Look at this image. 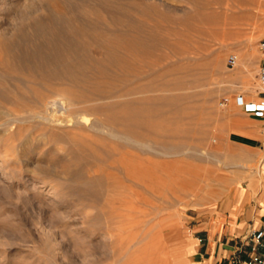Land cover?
<instances>
[{"label": "rangeland", "instance_id": "rangeland-1", "mask_svg": "<svg viewBox=\"0 0 264 264\" xmlns=\"http://www.w3.org/2000/svg\"><path fill=\"white\" fill-rule=\"evenodd\" d=\"M139 1L148 12L137 16L144 31L132 36L157 46L129 53L132 93L111 103L158 106L159 117L133 121L162 126L158 138L173 149L122 144L92 114L87 122L99 129L75 124L64 144L38 131L39 146H19L25 130L19 139L15 125L5 131L0 125V264H184L197 222L246 209L259 218L264 119L245 112L243 103L257 100L264 0ZM28 7L39 8V0H0V32L12 30ZM198 12L202 20L194 18ZM230 54L234 67L227 66ZM167 70L166 79L191 83L163 87L157 75ZM171 110L179 113L175 119Z\"/></svg>", "mask_w": 264, "mask_h": 264}, {"label": "bare ground", "instance_id": "bare-ground-1", "mask_svg": "<svg viewBox=\"0 0 264 264\" xmlns=\"http://www.w3.org/2000/svg\"><path fill=\"white\" fill-rule=\"evenodd\" d=\"M204 1L218 4V0ZM147 6L139 0H39V8L22 11L12 30L0 32V103L12 106L0 109L2 130L15 125L19 139L22 129L26 133L19 146L29 143L39 146L42 142L33 135L38 131L41 137L49 136L64 144L70 141L68 130H73L75 124L97 130L99 126H107L112 130L107 131L110 137L121 138L122 144L132 142L173 149L158 138L162 126L133 121L146 114L159 117L158 106L148 107V103L146 106L147 100H139L137 109L131 101L111 103L132 93L129 53L134 50L140 54L144 47L154 46L144 37L132 36L133 31H144L137 16L145 15ZM201 13L194 18L200 19ZM186 71L190 73L191 68ZM168 72L157 75L163 87L172 90L191 83L182 78L166 79ZM150 100L153 104L158 99ZM167 100L174 103L173 98ZM88 114L95 115L97 128L87 122ZM177 114L178 111L171 110L172 119ZM36 118L39 120H32ZM70 123L72 126L66 127ZM23 124L26 126L22 128ZM141 127L147 132H138ZM103 131L106 132L105 128ZM177 132L167 129L166 134L173 137ZM112 138L108 139L111 144ZM25 160L28 162L29 158Z\"/></svg>", "mask_w": 264, "mask_h": 264}, {"label": "crops", "instance_id": "crops-1", "mask_svg": "<svg viewBox=\"0 0 264 264\" xmlns=\"http://www.w3.org/2000/svg\"><path fill=\"white\" fill-rule=\"evenodd\" d=\"M256 186L251 178L250 188ZM259 218L254 220L249 209L238 214L237 211L225 216L212 215L205 221L194 224L195 236L188 243L190 251L184 255V264H238L245 258L238 250L239 241L250 226L264 225V205L257 209Z\"/></svg>", "mask_w": 264, "mask_h": 264}, {"label": "built area", "instance_id": "built-area-1", "mask_svg": "<svg viewBox=\"0 0 264 264\" xmlns=\"http://www.w3.org/2000/svg\"><path fill=\"white\" fill-rule=\"evenodd\" d=\"M259 61L256 71V87L255 93L257 100H249L243 103V109L247 113H251L256 117L264 119V39L259 41ZM237 57L230 54L227 57V66L234 67ZM241 98V96H238ZM224 102L228 98H223ZM238 251L245 255L244 259L238 261V264H264V225L250 226L239 241Z\"/></svg>", "mask_w": 264, "mask_h": 264}]
</instances>
